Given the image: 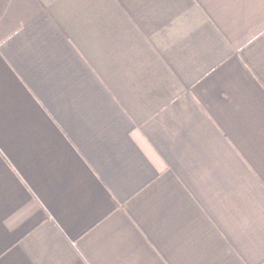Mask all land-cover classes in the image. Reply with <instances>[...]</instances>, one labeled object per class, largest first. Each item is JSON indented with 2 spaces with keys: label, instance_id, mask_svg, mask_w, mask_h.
I'll return each mask as SVG.
<instances>
[{
  "label": "crops",
  "instance_id": "obj_1",
  "mask_svg": "<svg viewBox=\"0 0 264 264\" xmlns=\"http://www.w3.org/2000/svg\"><path fill=\"white\" fill-rule=\"evenodd\" d=\"M0 264H264V0H0Z\"/></svg>",
  "mask_w": 264,
  "mask_h": 264
}]
</instances>
